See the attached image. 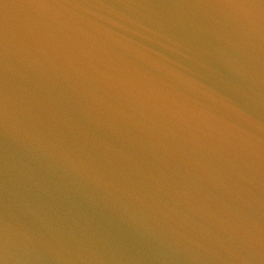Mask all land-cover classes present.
I'll use <instances>...</instances> for the list:
<instances>
[{"label": "water", "instance_id": "obj_1", "mask_svg": "<svg viewBox=\"0 0 264 264\" xmlns=\"http://www.w3.org/2000/svg\"><path fill=\"white\" fill-rule=\"evenodd\" d=\"M0 264H264V0H0Z\"/></svg>", "mask_w": 264, "mask_h": 264}]
</instances>
